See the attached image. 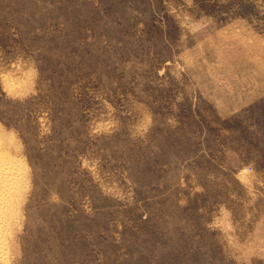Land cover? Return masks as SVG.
Instances as JSON below:
<instances>
[{
    "label": "rangeland",
    "instance_id": "obj_1",
    "mask_svg": "<svg viewBox=\"0 0 264 264\" xmlns=\"http://www.w3.org/2000/svg\"><path fill=\"white\" fill-rule=\"evenodd\" d=\"M0 264H264V0H0Z\"/></svg>",
    "mask_w": 264,
    "mask_h": 264
}]
</instances>
